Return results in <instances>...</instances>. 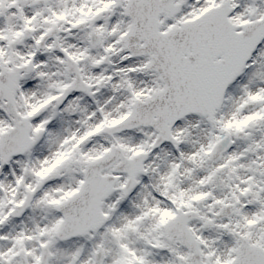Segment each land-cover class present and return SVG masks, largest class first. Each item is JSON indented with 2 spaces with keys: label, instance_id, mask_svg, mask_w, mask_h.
<instances>
[{
  "label": "rangeland",
  "instance_id": "obj_1",
  "mask_svg": "<svg viewBox=\"0 0 264 264\" xmlns=\"http://www.w3.org/2000/svg\"><path fill=\"white\" fill-rule=\"evenodd\" d=\"M42 1L39 7L38 0H0V71L32 64L30 74L20 77L15 107L19 117L35 112L31 134L38 130L42 134L27 154L0 165V264H18L20 257L36 264L38 246L49 248L48 264H98L93 260L97 251L100 264H176L177 258L187 263L186 250L168 245L162 234L164 224L178 210L198 216L189 228L202 245L203 263L231 264L238 236L264 249V43L228 90L214 131L199 115L180 122L171 133L177 147L164 144L151 154L133 194L122 198L117 191L103 203L106 223L100 231L66 241L55 239L62 223L55 208L77 192L87 163L111 148H120L127 159L151 149L156 137L151 129L114 137L101 131L125 118L134 100L143 101L164 86L155 73L145 71L148 58L130 60L119 42L131 26L123 16L125 3L114 8V0ZM176 1L183 10L173 20H161L162 31L222 3L235 9L229 20L235 27L249 22L254 13L258 19L262 12L261 4L250 0ZM95 13L100 19L91 24ZM83 22L100 36L97 47L88 46V31H72ZM52 27L62 30L58 44L77 62L83 82L90 87L87 97L72 95L60 108L52 99L72 77L51 43L48 51L33 50ZM21 28L31 35H22ZM105 52L108 61L101 64ZM101 83L104 87L99 89ZM10 128L12 119L0 103V135ZM237 132L244 139L232 140L230 152L217 164H209L205 150L221 134L233 137ZM125 182L126 176L119 175L114 187ZM26 194L32 198L30 208L17 220L7 217ZM226 206H234L232 216L215 222Z\"/></svg>",
  "mask_w": 264,
  "mask_h": 264
},
{
  "label": "water",
  "instance_id": "obj_2",
  "mask_svg": "<svg viewBox=\"0 0 264 264\" xmlns=\"http://www.w3.org/2000/svg\"><path fill=\"white\" fill-rule=\"evenodd\" d=\"M121 2V0H119ZM149 4L147 0H130L126 15L129 14L134 21L131 31L124 38L125 47L132 53V58L142 57L154 54L151 57L150 63L146 66L148 71H156L160 75V79L166 84V89L162 93L153 96L152 101H146L144 104L135 103L133 106V112L129 118L122 124L111 128L105 129L104 133L110 136L116 133H120L123 130L130 131L137 127H150L158 133L159 146L164 141H171L169 133L170 129L181 119L191 114H201L207 116L211 121L215 110L220 105L222 96V90L217 92L216 88H211V84L217 85L218 81L211 82L205 81L203 75L206 72V68L198 66L195 69V73L192 74L190 68L183 64L181 67L176 68L173 62L169 47L166 43H162L163 39L157 36V25L155 21L161 14L163 9L170 10L169 1L157 3L156 0H152V9L146 10V6ZM225 16V15H224ZM218 20L214 16L204 18V21L199 23L196 27L188 29V32H184L183 39L187 36L197 35L201 30V42L204 45L213 46L222 51L229 59H231V53H229L231 42L234 40L233 30L227 25L226 18H219ZM153 24V25H152ZM260 24H264V21ZM152 26L153 31L149 30ZM262 33V32H261ZM264 32L262 33V35ZM261 36V34L259 35ZM166 36H163L165 38ZM240 38L242 35L239 36ZM236 37V38H239ZM143 43L142 47H139V43ZM227 47L225 48V46ZM176 52V58L179 61L185 60L186 56L190 52L195 54V49L185 44L178 48ZM199 50V48H196ZM214 53L210 56L211 64ZM233 55V54H232ZM218 56V53H216ZM225 61L227 59L225 58ZM68 71L70 74H75L76 80L69 89L66 90V94L59 101L63 102L67 96L72 92L80 91L78 88L80 82L79 72L77 66L66 57ZM212 67V65H210ZM234 69H229L224 75L223 73H215L207 79H217L221 75L224 85L228 80H231L238 74L235 66ZM237 71V72H236ZM12 73L13 76L7 78V83L11 85L7 90H0V94L7 95L4 97L8 104L6 105L8 111L14 115L13 112V95L16 86V80L18 71L15 70ZM77 86V87H76ZM88 88L85 89L87 93ZM209 94L207 95V93ZM206 97L211 98L210 104L206 102ZM3 98V99H4ZM205 99V101H203ZM15 117V115H14ZM23 124H18L10 131L8 135L0 138V157L1 163L5 164L9 159L17 154L25 153L36 141L29 142L27 140L28 128H23ZM229 139V138H228ZM23 141L18 143L17 141ZM228 147L222 148L218 155L211 158L212 161H218L223 153L227 151ZM9 151V152H5ZM217 151V148L216 150ZM147 156H138L130 161L126 160L119 149H112L109 154H105L102 158H99L96 162L89 163L85 166L83 173V185L79 190V193L74 196L71 201L57 208V211L63 216L64 224L60 229L57 236L58 239H67L77 235L85 234L90 230H97L103 224V218L100 213L101 202L111 194L113 185L117 181V177L107 176L102 178L101 173L104 170L109 169L118 160L120 164L115 166L112 170L113 173H127L128 182L125 188L120 189L123 196H127L133 189L135 177L142 172V165L145 162ZM30 198H27L25 203L17 208L13 213V216H20L23 211L30 205ZM233 207L222 208L219 214L215 217V220L220 221L226 219L231 215ZM18 211V213H16ZM197 219V215L188 213L185 215H179L174 222H170L164 228L165 237L168 243L173 246L179 244L181 247H185L188 251L189 264H200V252L199 244L193 243L194 238L189 235V231L186 229L187 224L192 220ZM238 258L234 264H264L257 251L249 249L246 241H241V246L237 250ZM46 252H44L42 263H45ZM264 256V255H263ZM100 254H97V261H99ZM178 264H186L178 259Z\"/></svg>",
  "mask_w": 264,
  "mask_h": 264
},
{
  "label": "bare ground",
  "instance_id": "obj_3",
  "mask_svg": "<svg viewBox=\"0 0 264 264\" xmlns=\"http://www.w3.org/2000/svg\"><path fill=\"white\" fill-rule=\"evenodd\" d=\"M229 53H231V59H229L227 56H226L225 58L227 59V61L232 62V64H233L234 62L237 61V55H236V43H231ZM232 54H233V55H232ZM221 58H222L223 61H225V60H224V56L221 57ZM223 65H224V66H223ZM223 65H222L223 67H222V66H218V67H215L214 69L219 68V67H222L221 72H225L224 68H225V67H228V64H227V62L225 61V63H224ZM215 81H218V79H214V80H212L211 82H215ZM203 101H205V99H203Z\"/></svg>",
  "mask_w": 264,
  "mask_h": 264
}]
</instances>
